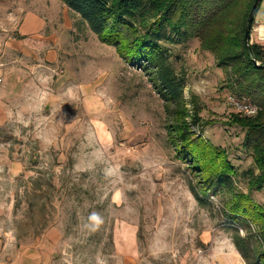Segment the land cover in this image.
I'll use <instances>...</instances> for the list:
<instances>
[{
	"label": "rangeland",
	"instance_id": "obj_1",
	"mask_svg": "<svg viewBox=\"0 0 264 264\" xmlns=\"http://www.w3.org/2000/svg\"><path fill=\"white\" fill-rule=\"evenodd\" d=\"M162 45L201 137L247 193L227 72L196 39ZM150 77L60 0L0 1V264H235L219 210L230 195H192L201 178L169 142ZM250 194L264 207V184Z\"/></svg>",
	"mask_w": 264,
	"mask_h": 264
},
{
	"label": "trees",
	"instance_id": "obj_2",
	"mask_svg": "<svg viewBox=\"0 0 264 264\" xmlns=\"http://www.w3.org/2000/svg\"><path fill=\"white\" fill-rule=\"evenodd\" d=\"M60 1L100 42L114 46L123 59L151 76L165 102L169 142L177 156L201 178L198 189L190 185L192 195L204 203L202 196L213 188L228 193V199L220 200L219 210L232 226L233 245L245 264H264V207L250 197L252 190L264 184V45L252 41L247 46L244 42L254 0ZM259 2L248 22L250 35ZM173 37L196 39L202 49L213 54L217 66L227 72L231 79L229 92L258 107L253 116H233L245 131L242 145L250 151L253 164L243 172L249 175L247 193L233 187L236 168L224 151L201 137L197 112H189L186 107L184 82L167 61L162 45Z\"/></svg>",
	"mask_w": 264,
	"mask_h": 264
},
{
	"label": "crops",
	"instance_id": "obj_3",
	"mask_svg": "<svg viewBox=\"0 0 264 264\" xmlns=\"http://www.w3.org/2000/svg\"><path fill=\"white\" fill-rule=\"evenodd\" d=\"M1 1V0H0ZM264 5L263 8L256 12L254 23L252 25V30H251V42L252 41H257L261 42L264 45ZM239 258L235 257L234 255L231 256L232 261H235V264H245L244 260L241 258V256L238 254ZM227 264H230L227 262Z\"/></svg>",
	"mask_w": 264,
	"mask_h": 264
},
{
	"label": "built area",
	"instance_id": "obj_4",
	"mask_svg": "<svg viewBox=\"0 0 264 264\" xmlns=\"http://www.w3.org/2000/svg\"><path fill=\"white\" fill-rule=\"evenodd\" d=\"M228 101L237 112H240L246 116H253L258 110V107L256 105L250 103L249 101L243 98L229 96Z\"/></svg>",
	"mask_w": 264,
	"mask_h": 264
},
{
	"label": "water",
	"instance_id": "obj_5",
	"mask_svg": "<svg viewBox=\"0 0 264 264\" xmlns=\"http://www.w3.org/2000/svg\"><path fill=\"white\" fill-rule=\"evenodd\" d=\"M259 0H254L253 3H252V6H251V9L249 11V14H248V18H247V22H246V26H245V36H244V42H245V45L249 46V44L251 43V40H249V37H250V34H249V28H248V22L258 4ZM253 62L255 64H257L255 62V60H253Z\"/></svg>",
	"mask_w": 264,
	"mask_h": 264
}]
</instances>
